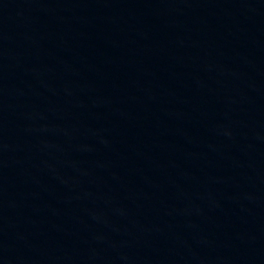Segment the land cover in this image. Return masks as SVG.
I'll return each instance as SVG.
<instances>
[{
  "label": "water",
  "instance_id": "obj_1",
  "mask_svg": "<svg viewBox=\"0 0 264 264\" xmlns=\"http://www.w3.org/2000/svg\"><path fill=\"white\" fill-rule=\"evenodd\" d=\"M0 264H264V0H0Z\"/></svg>",
  "mask_w": 264,
  "mask_h": 264
}]
</instances>
